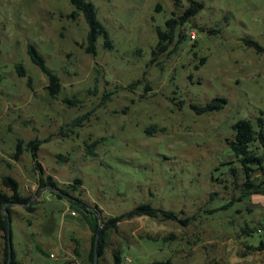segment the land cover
Wrapping results in <instances>:
<instances>
[{
	"label": "rangeland",
	"instance_id": "obj_1",
	"mask_svg": "<svg viewBox=\"0 0 264 264\" xmlns=\"http://www.w3.org/2000/svg\"><path fill=\"white\" fill-rule=\"evenodd\" d=\"M89 1L111 41L98 38L95 55L85 52L87 25L69 0H0V190L11 177L32 203L10 208L17 263L88 264L99 216L103 226L150 204L193 220H123L108 231L98 264H112L117 250L122 264H264V252L246 248L264 241V196L240 199L244 176L231 175L238 164L226 144L238 120L264 119V0ZM189 1L203 8L155 50V28L182 17ZM29 45L59 78L58 96L48 94ZM214 98L226 100L223 109L190 108ZM31 141L35 159L25 149ZM40 176L92 213L39 188ZM5 242L0 230V264Z\"/></svg>",
	"mask_w": 264,
	"mask_h": 264
},
{
	"label": "trees",
	"instance_id": "obj_2",
	"mask_svg": "<svg viewBox=\"0 0 264 264\" xmlns=\"http://www.w3.org/2000/svg\"><path fill=\"white\" fill-rule=\"evenodd\" d=\"M70 5L74 9L73 14H81L86 25H87V35H86V48L85 52L90 53L92 55L96 54V47L95 43L98 38L103 39V44L111 48V41L109 40L108 32L101 24L98 19L97 11L92 2L89 0H69ZM189 6L184 12L183 16L180 17L178 20L175 19H168L165 21V29L161 30L159 27L155 28V34L157 37V43L155 50L159 52H163L167 48V44L173 42L174 37L176 36V28L180 25H185L188 23V19L194 17L202 8V4L196 3L194 1H189ZM180 40V39H179ZM246 46L250 48H255L257 52H260L262 48L258 45L257 42L251 41L248 39L243 40ZM155 54V51L151 52ZM27 54L30 58V61L46 76L48 80V85L46 90L50 97L58 96L60 93V83L59 78L55 73L50 71L46 65L44 59L40 56L37 50L29 45L27 49ZM15 70L19 76H24L25 71L22 69L21 66L16 65ZM29 80V78H28ZM1 81V77H0ZM226 105V100L224 98H214L209 103L205 104L204 106H198L195 104H191L190 108L195 112L197 115H202L209 112L218 111L224 108ZM263 113H260L259 118L257 119L255 125L252 124L250 121L242 119L238 120L232 125V131L234 132L233 139H227L226 144L229 149L232 151L234 158L238 164L237 167H231L230 173L234 178L238 177V171L244 176V182L241 184L240 188V199L246 198L249 196H264V119L262 118ZM80 119L74 121V123L78 122ZM96 145V142L91 143L88 145L89 154L94 155L95 153L92 152V148ZM37 142L31 141L29 142L25 149L30 150L31 157L33 159L36 158L34 151L37 149ZM24 148L22 149V143L18 142L16 145V154L15 158L17 160L18 156L23 152ZM39 170L40 166L36 164ZM252 172H257L260 174L261 179L258 183H256L253 179ZM1 184L3 187L8 189V192L0 190V230L4 232V239L6 241V230H7V217L4 214V204L10 203L6 207V211L10 214L11 205H26L32 204L30 203L29 198H24L19 193V185L16 180L11 177H2ZM82 181L79 178L73 180V183L70 185L72 191L76 192L78 187L81 186ZM45 186H50L55 190H58L55 183L51 179V177H46L43 180L42 176L39 177V188H43ZM64 193L63 191H60ZM66 194V193H64ZM67 195V194H66ZM57 199H64L59 195H56ZM72 198V197H71ZM69 203L78 204L84 208L85 212H88L85 205L78 200L72 198L68 200ZM28 212H33L34 207L27 208ZM149 217L159 221H177L181 223L183 226H188L190 220L193 218L184 217L183 219H177L175 213L172 211H164L162 209H157L152 207L150 204H141L135 207L133 210L124 213L118 217L108 219L102 227L101 234L98 240L97 252H98V259L101 260L105 249L108 247L107 239L109 237L108 231L110 229H116V226L119 222L123 220H130L135 217ZM97 229V225H95V232ZM250 234V233H247ZM95 233L92 237L91 248L88 253V264L93 263V241H94ZM247 250L253 252H264V241H261L256 247L247 246ZM74 254L80 257L78 253V244L74 247ZM7 260V244L5 242L4 246V257L2 260V264H6ZM122 255L121 251L117 250L112 253V264H122ZM10 264H18L15 253L12 249V259ZM84 264V263H83ZM150 264H173L171 260H164V261H152ZM208 264H220L218 262H209Z\"/></svg>",
	"mask_w": 264,
	"mask_h": 264
},
{
	"label": "water",
	"instance_id": "obj_3",
	"mask_svg": "<svg viewBox=\"0 0 264 264\" xmlns=\"http://www.w3.org/2000/svg\"><path fill=\"white\" fill-rule=\"evenodd\" d=\"M49 191L53 192L55 195H59L62 198L66 199V200H71L72 198L69 195H66L58 190L53 189L52 187L48 186L46 187ZM10 203H6L4 204V214L7 217V230H6V244H7V260H6V264H10L11 259H12V245H11V234H10V220H9V214L8 212L5 210L6 207L9 205ZM88 211L92 212L93 209L91 208H87ZM102 220L101 217H98V226L95 232V236H94V241H93V263L92 264H98V252H97V246H98V240L101 234V230H102ZM64 264H68V263H64Z\"/></svg>",
	"mask_w": 264,
	"mask_h": 264
},
{
	"label": "built area",
	"instance_id": "obj_4",
	"mask_svg": "<svg viewBox=\"0 0 264 264\" xmlns=\"http://www.w3.org/2000/svg\"><path fill=\"white\" fill-rule=\"evenodd\" d=\"M191 38H194V34L193 33H191ZM51 257H52V255H51ZM128 260H126V262H127ZM128 263H129V261H128Z\"/></svg>",
	"mask_w": 264,
	"mask_h": 264
},
{
	"label": "flooded vegetation",
	"instance_id": "obj_5",
	"mask_svg": "<svg viewBox=\"0 0 264 264\" xmlns=\"http://www.w3.org/2000/svg\"><path fill=\"white\" fill-rule=\"evenodd\" d=\"M45 187H46V186H45ZM65 263L71 264V263H69V262H65Z\"/></svg>",
	"mask_w": 264,
	"mask_h": 264
}]
</instances>
